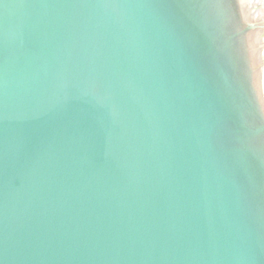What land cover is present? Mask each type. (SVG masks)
Returning a JSON list of instances; mask_svg holds the SVG:
<instances>
[{
    "label": "water",
    "instance_id": "1",
    "mask_svg": "<svg viewBox=\"0 0 264 264\" xmlns=\"http://www.w3.org/2000/svg\"><path fill=\"white\" fill-rule=\"evenodd\" d=\"M256 0H0V264H264Z\"/></svg>",
    "mask_w": 264,
    "mask_h": 264
},
{
    "label": "rangeland",
    "instance_id": "2",
    "mask_svg": "<svg viewBox=\"0 0 264 264\" xmlns=\"http://www.w3.org/2000/svg\"><path fill=\"white\" fill-rule=\"evenodd\" d=\"M255 4H256V7H257V11L254 12V9L251 10L252 17H253V20H254L255 23L257 22V23L261 24V23L264 22V17H263V15H264L263 14L264 13V0H256ZM262 11H263V13H262ZM261 25H263V27H258L257 30H255L256 34H255L254 40H255V42L259 43L258 37L260 35H262L261 38H260V40L262 41L261 42L262 45L261 44L260 45L264 46V24H261ZM261 55H262V61L264 63V47L261 50Z\"/></svg>",
    "mask_w": 264,
    "mask_h": 264
},
{
    "label": "bare ground",
    "instance_id": "3",
    "mask_svg": "<svg viewBox=\"0 0 264 264\" xmlns=\"http://www.w3.org/2000/svg\"><path fill=\"white\" fill-rule=\"evenodd\" d=\"M262 13H263V11H262ZM264 14V13H263ZM263 17H264V15H263ZM259 22V21H258ZM255 23V22H254ZM261 24H264V22L263 23H261ZM263 31V30H262ZM261 33V32H260ZM255 34H256V32L254 31V37H255ZM262 34V33H261ZM253 43H258V42H255V40L253 41ZM260 44V43H259Z\"/></svg>",
    "mask_w": 264,
    "mask_h": 264
}]
</instances>
